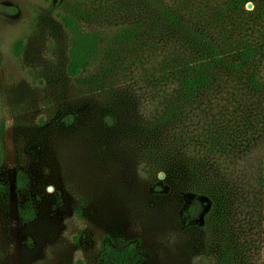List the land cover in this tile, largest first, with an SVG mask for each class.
<instances>
[{
    "label": "rangeland",
    "instance_id": "1",
    "mask_svg": "<svg viewBox=\"0 0 264 264\" xmlns=\"http://www.w3.org/2000/svg\"><path fill=\"white\" fill-rule=\"evenodd\" d=\"M164 2L231 57L255 44L264 73V0L245 7ZM145 8L134 0H0V185L10 188L0 190V264H98L104 240L118 237L140 241L141 264L222 258L218 249L207 256L200 250L202 215L183 216L194 195L168 185L147 154ZM64 15L98 32L106 52L116 55L106 76L117 95L82 85L92 66L78 78L68 75ZM138 25L130 38L119 34ZM113 110L118 125L107 128L102 116ZM19 170L28 179L22 190L15 185ZM27 203L35 210L28 221L20 214ZM263 263L264 255L251 262Z\"/></svg>",
    "mask_w": 264,
    "mask_h": 264
},
{
    "label": "trees",
    "instance_id": "2",
    "mask_svg": "<svg viewBox=\"0 0 264 264\" xmlns=\"http://www.w3.org/2000/svg\"><path fill=\"white\" fill-rule=\"evenodd\" d=\"M134 1L146 3V94L151 97L144 127L147 154L165 173L168 185L182 184L185 192L194 195L183 216L189 221L202 215L203 254L218 249L222 257L218 264L261 260L264 73L257 63L256 46L247 42L231 51V57L222 44L164 0ZM254 1L226 0V4L245 7ZM62 21L71 34L68 75L78 78L92 66L94 71L82 78V85L117 95L120 89L109 85L106 76L116 55L103 48L104 37L83 29L73 16L64 15ZM140 28L119 34L130 38ZM21 45L17 42V53ZM114 110L102 116L107 128L118 125ZM71 120L73 114L67 117V122ZM27 180L19 170L16 189H24ZM9 189L0 185V190ZM20 214L24 220L34 219L31 203L21 207ZM142 260L140 241L124 237L116 243L105 239L98 256V264H141Z\"/></svg>",
    "mask_w": 264,
    "mask_h": 264
}]
</instances>
